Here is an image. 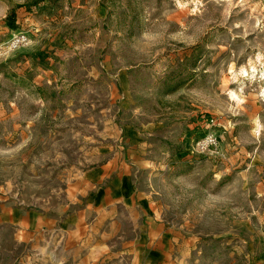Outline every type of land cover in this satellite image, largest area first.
Segmentation results:
<instances>
[{
  "label": "rangeland",
  "instance_id": "obj_1",
  "mask_svg": "<svg viewBox=\"0 0 264 264\" xmlns=\"http://www.w3.org/2000/svg\"><path fill=\"white\" fill-rule=\"evenodd\" d=\"M47 263L264 264V0H0V264Z\"/></svg>",
  "mask_w": 264,
  "mask_h": 264
},
{
  "label": "built area",
  "instance_id": "obj_2",
  "mask_svg": "<svg viewBox=\"0 0 264 264\" xmlns=\"http://www.w3.org/2000/svg\"><path fill=\"white\" fill-rule=\"evenodd\" d=\"M24 40V37L18 38V42H22ZM213 119L211 120L210 124H213ZM218 137L210 132L207 134L204 138H202L199 143L198 147L200 148L201 151H207L210 150L212 147H215L218 145Z\"/></svg>",
  "mask_w": 264,
  "mask_h": 264
},
{
  "label": "crops",
  "instance_id": "obj_3",
  "mask_svg": "<svg viewBox=\"0 0 264 264\" xmlns=\"http://www.w3.org/2000/svg\"><path fill=\"white\" fill-rule=\"evenodd\" d=\"M20 218H23V216L21 215V217ZM48 264V263H47ZM50 264V263H49Z\"/></svg>",
  "mask_w": 264,
  "mask_h": 264
}]
</instances>
